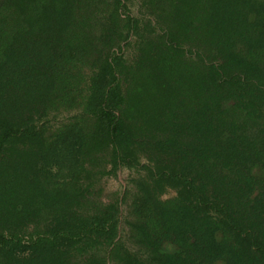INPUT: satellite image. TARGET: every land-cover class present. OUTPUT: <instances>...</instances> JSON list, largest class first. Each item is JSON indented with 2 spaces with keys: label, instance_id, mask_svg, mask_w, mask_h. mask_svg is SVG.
<instances>
[{
  "label": "trees",
  "instance_id": "trees-1",
  "mask_svg": "<svg viewBox=\"0 0 264 264\" xmlns=\"http://www.w3.org/2000/svg\"><path fill=\"white\" fill-rule=\"evenodd\" d=\"M0 264H264V0H0Z\"/></svg>",
  "mask_w": 264,
  "mask_h": 264
},
{
  "label": "rangeland",
  "instance_id": "rangeland-1",
  "mask_svg": "<svg viewBox=\"0 0 264 264\" xmlns=\"http://www.w3.org/2000/svg\"><path fill=\"white\" fill-rule=\"evenodd\" d=\"M131 12L133 15H137V9L135 6L131 7ZM130 48L126 47L124 49V54L128 55L130 52ZM69 115L68 114H63L61 116H59L57 119H54L52 121L53 124H57L60 123L62 121H64L65 119H67ZM131 172L126 170V169H122L121 171H119L117 173L116 176L113 177H105L103 178L100 183L102 184V187L104 189V198L108 199L114 196H119L121 195L124 186L126 185V183L128 182L129 178L131 177ZM174 195V193L172 191L168 192L167 194L163 195V198H170Z\"/></svg>",
  "mask_w": 264,
  "mask_h": 264
}]
</instances>
